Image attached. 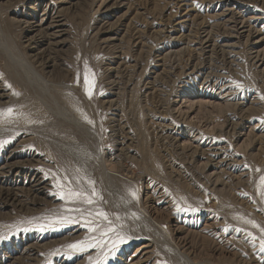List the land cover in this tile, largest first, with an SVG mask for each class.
Returning a JSON list of instances; mask_svg holds the SVG:
<instances>
[{"label":"rangeland","instance_id":"obj_1","mask_svg":"<svg viewBox=\"0 0 264 264\" xmlns=\"http://www.w3.org/2000/svg\"><path fill=\"white\" fill-rule=\"evenodd\" d=\"M262 97L264 0H0V264H264Z\"/></svg>","mask_w":264,"mask_h":264},{"label":"snow or ice","instance_id":"obj_2","mask_svg":"<svg viewBox=\"0 0 264 264\" xmlns=\"http://www.w3.org/2000/svg\"><path fill=\"white\" fill-rule=\"evenodd\" d=\"M84 82H85V90L88 93L89 96H91V87H90V81L88 78L87 71L85 72L84 76ZM237 87H240L239 83H236ZM264 98V97H262ZM13 113V109L11 107L7 108L6 110H0V115H8L11 116ZM7 143V141H0V146L2 144ZM259 171V170H258ZM261 184L264 185V176L260 178ZM58 187H63L58 182ZM61 199L65 200H72V201H82L87 204H92L93 199L88 196L87 193L83 191H76L72 189L71 187H68L66 189H63L60 193ZM92 195H95V190L93 189ZM133 196H135V193H132ZM262 195H264V192H262ZM178 211H196L194 208H181L179 205H177ZM72 211V210H69ZM74 211L81 214V217L84 216V211L81 209H75ZM86 211V210H85ZM89 216H95L97 218H101L103 221L108 220L107 213L103 211L96 212L93 214L92 212L87 213ZM73 217L68 215H53L40 224H38L37 230L39 231H47L55 229L57 226L63 227L66 224L69 223H77ZM248 223L253 224L254 226L259 227L258 225H255L254 221H248ZM84 226L89 229L90 232H98V236H89L86 237L83 240L76 241L74 243H71L68 245V248L73 250L74 252H85L88 249L95 248L100 249L101 255L93 261L92 257H89L90 264H107V260L109 257H114L116 252L119 250V247L126 242V238L121 233L117 232L115 227L112 225L111 221H108L107 226H104L102 223L97 224L93 220H85ZM103 229V230H102ZM260 232L262 233V236L259 240L260 248L262 251H264V228L260 229ZM109 233H112L113 235L109 237ZM251 235V233H249ZM4 237H0V239H3ZM256 237L253 236V241L255 242Z\"/></svg>","mask_w":264,"mask_h":264},{"label":"bare ground","instance_id":"obj_3","mask_svg":"<svg viewBox=\"0 0 264 264\" xmlns=\"http://www.w3.org/2000/svg\"><path fill=\"white\" fill-rule=\"evenodd\" d=\"M139 261H140V258H139ZM139 261H138V262H139Z\"/></svg>","mask_w":264,"mask_h":264}]
</instances>
